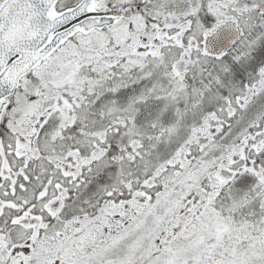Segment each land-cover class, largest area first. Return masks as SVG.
Returning a JSON list of instances; mask_svg holds the SVG:
<instances>
[{"label": "snow or ice", "instance_id": "6c2138e0", "mask_svg": "<svg viewBox=\"0 0 264 264\" xmlns=\"http://www.w3.org/2000/svg\"><path fill=\"white\" fill-rule=\"evenodd\" d=\"M0 264H264V0H0Z\"/></svg>", "mask_w": 264, "mask_h": 264}]
</instances>
